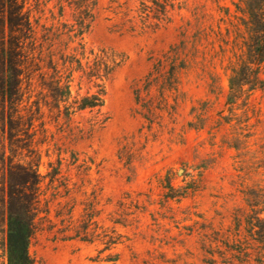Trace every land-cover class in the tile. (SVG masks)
I'll list each match as a JSON object with an SVG mask.
<instances>
[{"label": "rangeland", "instance_id": "374dc122", "mask_svg": "<svg viewBox=\"0 0 264 264\" xmlns=\"http://www.w3.org/2000/svg\"><path fill=\"white\" fill-rule=\"evenodd\" d=\"M160 1L97 0L85 50L122 61L103 106L35 123L34 264H230L245 219L264 218V68L228 98L241 0H172L167 19Z\"/></svg>", "mask_w": 264, "mask_h": 264}, {"label": "trees", "instance_id": "16d2710c", "mask_svg": "<svg viewBox=\"0 0 264 264\" xmlns=\"http://www.w3.org/2000/svg\"><path fill=\"white\" fill-rule=\"evenodd\" d=\"M247 1L241 0L239 12L244 23L234 30L239 40L228 68L231 99L245 86L251 87L253 71L254 79L263 84L259 72L264 68V0H258L256 11ZM158 3V12L167 19L172 0ZM96 8L97 0H0V173L7 264H34L29 245L41 183V155L33 145L35 123L44 126L43 109L60 114L63 108L69 116L101 108L105 84L122 62L105 50H85L82 37L94 21ZM66 14L71 24L64 20ZM76 74L78 90L82 85L86 88L82 96L78 90L75 96L71 91ZM17 151L25 152L23 163L16 159ZM244 224L247 236L234 237L230 264H264V218H248Z\"/></svg>", "mask_w": 264, "mask_h": 264}]
</instances>
